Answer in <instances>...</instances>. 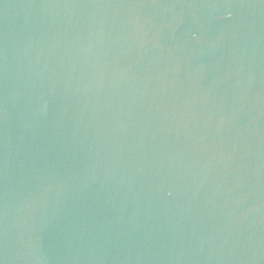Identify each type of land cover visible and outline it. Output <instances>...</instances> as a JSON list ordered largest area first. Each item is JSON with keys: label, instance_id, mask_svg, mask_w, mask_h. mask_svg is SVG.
I'll use <instances>...</instances> for the list:
<instances>
[{"label": "water", "instance_id": "95a60500", "mask_svg": "<svg viewBox=\"0 0 264 264\" xmlns=\"http://www.w3.org/2000/svg\"><path fill=\"white\" fill-rule=\"evenodd\" d=\"M0 264H264V0H0Z\"/></svg>", "mask_w": 264, "mask_h": 264}]
</instances>
